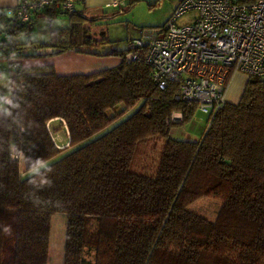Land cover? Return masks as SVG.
Here are the masks:
<instances>
[{
	"label": "trees",
	"instance_id": "trees-1",
	"mask_svg": "<svg viewBox=\"0 0 264 264\" xmlns=\"http://www.w3.org/2000/svg\"><path fill=\"white\" fill-rule=\"evenodd\" d=\"M61 15L67 26L50 28L46 41L19 40L36 17ZM94 22L79 10L48 9L27 26L0 15V56L17 58L0 103V264H47L56 212L66 215L61 264H85V250L92 264H264V79L248 76L239 101L207 116L197 141L175 139L171 129L189 122L196 104L174 99L177 84L158 88L142 58L127 60L130 39L97 50L106 40L89 34ZM42 48L121 61L69 75L52 64L22 65ZM175 112L181 122L170 120ZM53 118L65 124L69 149L56 146ZM152 139L161 140L155 168L136 170ZM201 197L220 202L213 220L188 208Z\"/></svg>",
	"mask_w": 264,
	"mask_h": 264
},
{
	"label": "built area",
	"instance_id": "built-area-1",
	"mask_svg": "<svg viewBox=\"0 0 264 264\" xmlns=\"http://www.w3.org/2000/svg\"><path fill=\"white\" fill-rule=\"evenodd\" d=\"M81 1L18 0L0 8V15L27 24L48 9L72 13ZM123 4L115 0L108 6ZM137 58L151 67L158 88L177 84L174 99L195 103L211 120L226 102L234 72L264 79V0H178L161 26L140 29L128 41L126 59ZM9 63H17L16 51L0 56V80ZM170 120L181 122L182 114L175 112ZM11 157L20 160L21 154L13 151Z\"/></svg>",
	"mask_w": 264,
	"mask_h": 264
},
{
	"label": "rangeland",
	"instance_id": "rangeland-1",
	"mask_svg": "<svg viewBox=\"0 0 264 264\" xmlns=\"http://www.w3.org/2000/svg\"><path fill=\"white\" fill-rule=\"evenodd\" d=\"M177 2L178 0H136L130 9L122 14L116 13L100 16L99 19L95 20L94 25H89V34L95 39H105L106 43L103 45H97L95 48L100 51L112 48H124L126 40L137 37L140 29L150 30L154 27L161 26L169 17ZM67 24L68 20L64 15L58 16L54 19H49L46 16H38L34 19V23L29 32H22L19 35V40L25 41L26 39L31 38L39 41H46L49 37L50 28L64 27L67 26ZM10 92L9 72L5 71L2 80H0V96L2 95L0 103L9 99ZM122 108V105H118L113 110L108 111V114L111 115L117 113ZM130 112L131 111H127L125 115H128ZM206 120L207 114L196 110L189 122L183 125V127L177 126L176 129L182 127L187 130L189 134H196L198 136L205 130ZM56 124L57 123L55 122L52 126H55ZM160 146V139H152L143 144L137 154L134 168L139 171L153 170L157 163ZM19 163L21 174L24 176L22 159H20ZM219 206L220 202L218 200L210 197H201L188 208L209 220H213ZM65 222L66 215L64 213L56 212L50 217L47 264H60L62 261ZM93 255V251L85 250V264L93 263Z\"/></svg>",
	"mask_w": 264,
	"mask_h": 264
},
{
	"label": "crops",
	"instance_id": "crops-1",
	"mask_svg": "<svg viewBox=\"0 0 264 264\" xmlns=\"http://www.w3.org/2000/svg\"><path fill=\"white\" fill-rule=\"evenodd\" d=\"M17 1L18 0H0V8L12 6ZM113 1L115 0H82L77 6V10L81 11L83 16L86 18L90 20H96L105 14H116V7L108 6V4L112 3ZM120 1L124 2L125 0ZM30 25L32 27L33 23H30ZM54 52L55 49L53 48L30 50V54L37 55L23 58L22 65L52 64L54 66L55 72L58 75H69L94 73L103 69L115 67L121 61V58L116 56H100L76 52L75 50H68L62 53ZM247 79L248 76L242 72H234L231 75L225 90L226 102L236 104L239 101ZM55 122L57 124L52 126V124ZM47 124L54 141L56 138L59 140V143H56L57 147L69 148V138L65 124L58 118L50 119ZM182 127H180V129L172 128L169 135L175 139L191 141H197L202 135H191Z\"/></svg>",
	"mask_w": 264,
	"mask_h": 264
},
{
	"label": "clouds",
	"instance_id": "clouds-1",
	"mask_svg": "<svg viewBox=\"0 0 264 264\" xmlns=\"http://www.w3.org/2000/svg\"><path fill=\"white\" fill-rule=\"evenodd\" d=\"M42 166V164L40 165V167ZM37 170V168H33L32 171L35 172Z\"/></svg>",
	"mask_w": 264,
	"mask_h": 264
},
{
	"label": "water",
	"instance_id": "water-1",
	"mask_svg": "<svg viewBox=\"0 0 264 264\" xmlns=\"http://www.w3.org/2000/svg\"><path fill=\"white\" fill-rule=\"evenodd\" d=\"M9 20H13V18H8Z\"/></svg>",
	"mask_w": 264,
	"mask_h": 264
}]
</instances>
